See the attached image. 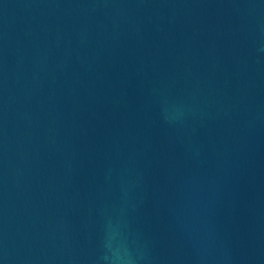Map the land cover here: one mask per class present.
Masks as SVG:
<instances>
[{
	"label": "water",
	"instance_id": "water-1",
	"mask_svg": "<svg viewBox=\"0 0 264 264\" xmlns=\"http://www.w3.org/2000/svg\"><path fill=\"white\" fill-rule=\"evenodd\" d=\"M0 264H264V0H0Z\"/></svg>",
	"mask_w": 264,
	"mask_h": 264
}]
</instances>
